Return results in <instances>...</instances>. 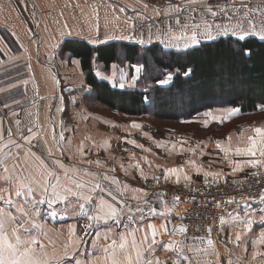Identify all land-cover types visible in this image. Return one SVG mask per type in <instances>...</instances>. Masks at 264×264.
Returning <instances> with one entry per match:
<instances>
[{
  "label": "crops",
  "instance_id": "obj_1",
  "mask_svg": "<svg viewBox=\"0 0 264 264\" xmlns=\"http://www.w3.org/2000/svg\"><path fill=\"white\" fill-rule=\"evenodd\" d=\"M242 3L248 7H243ZM258 4L259 0H203L196 4L189 3V0H0V26L8 33L4 38L0 37V57L9 56L4 51L9 52L12 45L18 57L29 59L31 63V71L24 70L23 76L18 77L15 83L0 81V108H5V111H0V132L5 140L11 133V137L22 145L19 149L14 146L5 149L10 150L14 156L19 154V164L14 175L25 178L34 173V165L38 162L33 157H26L30 149L52 167H56L53 161L59 159L67 167L78 169L80 178L89 188L99 182L103 189H97L92 194V202L86 204L87 215L81 212L75 197L70 198V202H57L52 209H48L47 204L40 205L42 215L38 222L43 227L22 233V236H38L37 251L42 243L49 252H62L69 242L70 226H75V235L71 238L78 240L77 246L70 249L69 256L64 257V264H75L76 260L90 264L93 259L104 256V247L111 244L113 239L119 243L120 233L139 229L136 232L139 241L151 223L158 229L161 224H166L168 228V232L163 235L158 233L156 239L159 243L155 251L145 253V258L152 260L153 264L157 259L160 264H174L177 259H181V264H264V200L241 205L225 216L221 220L219 236L211 238L214 246L208 248V238L188 239L184 234L174 232L179 225L170 222V211H166V207H170L160 191L162 187L173 184H227L248 172L264 169L260 165L253 168L246 163L250 159L264 162V157L258 151L254 157L235 154L237 147L245 148L249 145L247 137L256 135L253 129L264 128V122L248 126L245 120H240L233 123L229 130L219 132L229 121L238 118L196 117L177 121L181 125L180 129L166 124L158 128L149 118H123L124 114L120 112L122 118H107L108 115L84 108H81L82 118H72V114L65 121L61 118L63 100L58 94L59 65L70 62L75 66L74 70L80 69L79 59L67 51L63 52V60H60L58 52L64 37H80L91 44L130 37L126 40L141 44L158 41L164 48H185L196 44L189 38L192 25L199 24L201 27L204 21L214 29L211 30V38L204 34L203 29H199L198 42L227 34L240 37L233 32L225 34L223 27L237 24L248 9ZM206 6H210L217 15L212 16L206 11ZM221 8L224 11L221 12ZM196 12L204 18H193ZM221 15L225 16L226 21L220 23L218 29L216 25H219V19H223L219 17ZM249 18L253 19L259 29L257 24H260V13H250ZM185 25L188 27L185 28ZM244 27H248L246 21ZM182 33L187 35L182 36ZM249 34L255 35L251 32ZM92 64L98 77L117 87H120V83H124V87L131 85L138 78L141 68V65L133 64L128 72L126 67L118 63H111L107 69L99 61H93ZM65 84L64 92L77 89L71 82ZM201 113H197V116ZM205 121L208 123L205 124ZM133 122L141 127H133ZM29 129L38 135L27 144L24 137ZM61 133L63 140H60ZM217 141H220V147ZM49 148L52 149L51 156L48 155ZM227 148L231 151L223 150ZM236 161L241 163V171H233ZM4 163L11 170L17 161L8 159ZM3 167L0 163V175L5 174ZM169 169L179 170V183L176 182L177 174ZM185 175L190 179L185 180ZM105 176L108 179H104ZM113 178L118 184L112 183ZM0 189L8 190L3 193L5 199L12 193L13 200H23L22 196H15L13 181H0ZM133 189H143L147 196L137 201L133 199L136 195ZM109 191L111 196L108 195ZM101 197L120 210L118 215L89 220L88 215L99 212L97 205ZM0 207L7 208L3 200H0ZM8 210L19 215L14 208ZM53 210L57 213L55 217L48 215ZM87 224L92 227L86 229ZM97 232L100 233L99 239L96 238ZM170 240L180 242L185 249L184 254L190 260H183L176 249H166L164 244ZM187 246L202 251L194 253L188 251ZM117 255L122 258L119 250Z\"/></svg>",
  "mask_w": 264,
  "mask_h": 264
},
{
  "label": "trees",
  "instance_id": "obj_2",
  "mask_svg": "<svg viewBox=\"0 0 264 264\" xmlns=\"http://www.w3.org/2000/svg\"><path fill=\"white\" fill-rule=\"evenodd\" d=\"M60 51L79 59L88 86L84 101L89 97L105 111L177 122L215 107H237L241 116L264 110V38L256 35H220L185 48L126 39L91 44L64 37ZM93 61L104 69L111 63L128 72L133 64L141 68L138 78L121 88L98 77Z\"/></svg>",
  "mask_w": 264,
  "mask_h": 264
},
{
  "label": "snow or ice",
  "instance_id": "obj_3",
  "mask_svg": "<svg viewBox=\"0 0 264 264\" xmlns=\"http://www.w3.org/2000/svg\"><path fill=\"white\" fill-rule=\"evenodd\" d=\"M201 2H203V0H189V3L191 4ZM242 6L245 8L248 7L243 3ZM145 7L147 6L145 5ZM219 10L221 12L224 11L223 8ZM206 11L210 12L212 16L217 15V12L213 11L210 6H206ZM253 12L260 13L259 29H257L256 23H254L253 19L249 18L250 13ZM228 19L231 20V17ZM245 21L248 25L247 28L244 27ZM177 23H179V19H177ZM203 23L204 34L211 38L210 34L212 25L207 21H204ZM184 27L187 28L188 25H185ZM216 27L220 28L221 26L216 25ZM192 28L193 30L189 38L192 43H197L200 25H192ZM222 30L225 34L227 32H233V34L239 35L241 39L249 35V32L264 38V0H259L257 7L248 9V11L244 13V17L238 21L237 24L232 26L225 25ZM181 35L184 36L187 35V33H182ZM124 39H130V37H124ZM137 71H139V68H137ZM121 79H123V77H121ZM160 83H167V80H162ZM119 86L123 88L125 85L124 83H120ZM227 112L228 116L223 117V119H228L231 117V115L237 114L239 109H228ZM205 115L212 117L213 119H221V117L213 116L211 112L205 113ZM17 123H19V121H17ZM207 123L208 121H205V124ZM132 126L135 128L141 127L135 122H133ZM253 131L256 133V135L247 137L249 145L245 148L237 147L235 149L236 155L254 157L258 151L260 156L264 157V128L257 127L253 129ZM29 132L31 133V136L24 137V139L30 142L31 139L38 135V133L32 132L31 129H29ZM145 135H147V133H145ZM53 138L55 139L54 132ZM63 139L64 136L61 133L60 140ZM228 139L231 140V137ZM132 143H135V141H132ZM10 146H14L17 149L22 147V145L11 139V133H9V138L5 140L3 133L0 132V153H2L0 163L4 165L3 171L5 173L4 175H0V181H3L4 183L13 181L15 183V196H22L23 200L20 202L13 200L12 193H9L5 199L3 193L7 192L8 190L0 189V200H3L4 204L7 206V208L0 207V264H64V257L69 256L70 249H74L77 246L78 240H73L71 238L75 235V226H70L69 242L65 244L64 250L59 253L55 250L49 252L42 243H40L39 251H37L36 245L38 244V236H22V233H30L32 230H39L43 227V225L38 222V219L42 215L40 205L47 204L48 209H52L53 205L57 204V202H70V198L75 197L77 198L78 207L80 208L81 212L87 215L88 209L86 208V204L92 202V194L95 193L97 189L103 190L102 186L99 182H95L92 184L91 188H89V185L85 183L82 178H80V172L78 169L67 167L59 159H55L53 161V164L56 165V167H52L46 163L42 157L36 155L34 152H31L30 149L29 152L26 153V157H33L35 161L38 162L34 165L35 171L34 173H30L25 178H18L14 175V170L19 164V154L17 153L14 156L10 150L5 151V149H9ZM217 146H221L220 141H217ZM223 150L226 152L231 151L230 148ZM189 151H192V149H189ZM81 154L83 155V146L81 147ZM48 155H52L51 148L48 149ZM8 159L17 161L16 164H13L11 170L9 169L8 165L4 163V161ZM88 163H91V161H88ZM96 163L99 164V161ZM234 163L236 166L233 171H241V163L239 161ZM246 163L253 168H256L258 165L264 167V162L259 159H250ZM137 167H139V165H137ZM21 170L23 171L24 169L22 168ZM168 171L177 174L176 182L179 183V170L169 169ZM85 172H87V170H85ZM88 174L92 175L90 173ZM259 174V172L253 173V175ZM205 175L218 176L219 174L206 173ZM104 179H108V177L105 176ZM184 179L189 180L190 177L185 175ZM112 183L118 184V181L113 178ZM85 189H88V191H85ZM133 192L136 193L133 199L137 201H142L143 198L147 196V193L144 192L143 189H133ZM108 195H112L111 191L108 192ZM262 199H264V196H262ZM174 200L176 203H179L180 197L177 196L174 198ZM12 208H14L15 213H18L19 215L14 214V212L11 210H8ZM97 208L99 209V212L94 215H88L89 220H99L117 216L120 211L113 203L105 200L103 197L99 199ZM152 211L154 212L155 209H152ZM166 211H171V209H167L166 207ZM48 215L55 217L57 213L53 210L49 211ZM262 219H264V217H262ZM90 227H92L91 224H87L85 226L86 229ZM147 229L148 231L144 232L143 237L139 241L136 236V232L139 229L133 228L131 231L120 233L119 243L117 240L113 239L111 244L104 247V256L93 259L90 264H153L152 260L145 258V253H151L155 251V246L159 243V241L156 239L158 233L163 235L164 233L168 232V228L166 224H161L159 225L158 229L156 225L149 223L147 225ZM176 231L183 234L187 231V229L185 226L180 225L174 229V232ZM210 231L211 229H209V232ZM262 236H264V234H262ZM99 237L100 233L97 232L96 238L99 239ZM107 238V235H105V239ZM237 239H239V236H237ZM207 246L208 248H212L214 246V241L211 238L207 239ZM164 247L166 249H176L178 250L179 256L183 260H190V258L184 254L185 249L181 246L180 242L176 240H170L168 243L164 244ZM187 248L188 251L194 253H199L202 251V249L193 248L192 246H187ZM118 250L122 253V258L117 255ZM203 251L206 252L207 249H203ZM75 264H84V262L76 260ZM155 264H160L158 259L155 261ZM174 264H181V259L175 260Z\"/></svg>",
  "mask_w": 264,
  "mask_h": 264
},
{
  "label": "built area",
  "instance_id": "obj_4",
  "mask_svg": "<svg viewBox=\"0 0 264 264\" xmlns=\"http://www.w3.org/2000/svg\"><path fill=\"white\" fill-rule=\"evenodd\" d=\"M255 172L260 174L253 175ZM160 191L171 209L170 222L186 227L184 236L214 239L220 234L221 220L225 216L241 205L264 200V169L248 172L227 184H173ZM177 196L179 203L174 200Z\"/></svg>",
  "mask_w": 264,
  "mask_h": 264
},
{
  "label": "rangeland",
  "instance_id": "obj_5",
  "mask_svg": "<svg viewBox=\"0 0 264 264\" xmlns=\"http://www.w3.org/2000/svg\"><path fill=\"white\" fill-rule=\"evenodd\" d=\"M202 14H204V12H201ZM193 18H196L197 20H200L199 18L203 19L204 16L201 15L199 12H196L192 15ZM220 18H223L222 20L219 19V25L220 23L226 21L224 20L225 16L221 15L219 16ZM258 27H260V24H257ZM158 28H160V26H158ZM151 28H149L150 30ZM200 29H204V25H202L200 27ZM212 29H214V27H212ZM219 29V28H218ZM5 35H8L7 30L6 29H2V27L0 26V37L2 36L3 38L5 37ZM2 46V43H0ZM11 45V44H10ZM12 49V50H11ZM11 49L10 51H4L6 53L9 54V56H4V57H0V81L2 83L5 82H10L15 83L16 80L18 79V77H22L23 76V71H27L30 72L31 71V63L29 61V59H25L23 60L22 58L18 57V54L16 52V49L14 48V46L11 45ZM59 54V58L60 60L62 59V54L63 52L59 50L58 52ZM59 80H58V94H59V98H61L63 100V109H61V118H63L65 121H67V118H70V116L73 117L72 118H82L83 113H81V108H84L86 110L89 109V111L91 112H95V113H101V114H105L108 115L107 118H130V117H135V118H148L147 115L142 114L138 115V116H125L122 115V117L119 116V112L113 111H105L102 108H100L99 105H97L96 103H94V101L91 98H87L85 99L86 102L84 101L83 98V94L86 91V88L88 89V86L80 85V83H84L85 82V77H84V72L82 71V69H78V70H74L75 66L68 62L67 65H59ZM99 68H97L98 70ZM71 82L74 84V88L76 89L73 92H64L63 88L65 87V83ZM78 83V84H75ZM72 84V85H73ZM78 85V86H75ZM72 95V96H70ZM69 100H71V102H69ZM79 105V106H77ZM86 107H85V106ZM88 107V108H87ZM228 109H238L237 107L235 108H229V107H222V108H212V109H205L202 110L201 115L196 114L197 118H212L209 116H206L205 113H209L211 112L213 114V116L215 117H225L228 116ZM12 110V108H11ZM0 111H5V108H0ZM230 118H238V119H234L229 121L227 124H225V127L223 129L218 130L219 132L221 131H227L229 130L233 125V123L240 121V120H245L244 122L247 123L246 125L248 126H254L257 123H261L264 122V110L260 111V112H254V113H247L243 116L240 115V111L235 114V115H231ZM79 121H81V119H79ZM151 122V120H150ZM155 127L161 128L163 126H170L173 127L174 129H180L181 125L178 124L176 121H163V120H157L154 122H151ZM67 125V123H65V126ZM65 126L63 125V127L65 128ZM14 128V126H13ZM33 130V128H31ZM13 131V130H11ZM33 132V131H32ZM16 133V131L14 132ZM17 136V134H16ZM31 136V133L29 132L26 137ZM11 139L15 140L14 137H11ZM23 140V138H22ZM16 141V140H15ZM27 144L28 140H25ZM17 142V141H16ZM188 239H192L190 237H187ZM217 238V237H216ZM222 262L224 263V261L222 260ZM226 263V261H225Z\"/></svg>",
  "mask_w": 264,
  "mask_h": 264
}]
</instances>
